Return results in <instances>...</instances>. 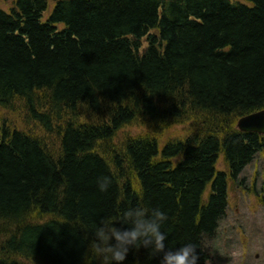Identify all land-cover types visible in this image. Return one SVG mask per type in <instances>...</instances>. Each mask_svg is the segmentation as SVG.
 I'll use <instances>...</instances> for the list:
<instances>
[{
  "label": "trees",
  "instance_id": "trees-1",
  "mask_svg": "<svg viewBox=\"0 0 264 264\" xmlns=\"http://www.w3.org/2000/svg\"><path fill=\"white\" fill-rule=\"evenodd\" d=\"M0 109V264H83L84 228L131 207L164 210L166 247L196 243L203 264L231 184L264 150L236 127L264 109V0H14ZM159 261L140 247L120 264Z\"/></svg>",
  "mask_w": 264,
  "mask_h": 264
},
{
  "label": "rangeland",
  "instance_id": "rangeland-1",
  "mask_svg": "<svg viewBox=\"0 0 264 264\" xmlns=\"http://www.w3.org/2000/svg\"><path fill=\"white\" fill-rule=\"evenodd\" d=\"M13 1L0 0V8L6 10ZM23 111L16 107L10 110L9 114L21 117ZM5 113V109H0V115L3 116ZM25 122L22 121V124ZM191 126L190 124L171 127L164 133V137L185 135L183 131L189 130ZM39 128L34 127L32 130L37 131ZM139 131L138 124H134L130 128H124L119 136ZM49 137L58 142L55 135ZM58 144L59 142L57 146ZM221 167H226L224 159ZM241 178L237 183L233 182L229 188V206L227 213L220 216L217 233L213 235V239L207 238L205 241L206 259L203 264H264V200L258 189L259 182L264 178V150L258 153Z\"/></svg>",
  "mask_w": 264,
  "mask_h": 264
},
{
  "label": "clouds",
  "instance_id": "clouds-1",
  "mask_svg": "<svg viewBox=\"0 0 264 264\" xmlns=\"http://www.w3.org/2000/svg\"><path fill=\"white\" fill-rule=\"evenodd\" d=\"M109 183L110 178L103 177L99 181L100 189L107 190ZM166 220L167 213L161 208L131 207L115 219L100 217L91 230L80 225L89 238L88 248L82 254L83 264H120L133 248L140 247L148 249L149 258L159 255V264H199L196 243L166 247L168 233L163 230Z\"/></svg>",
  "mask_w": 264,
  "mask_h": 264
},
{
  "label": "water",
  "instance_id": "water-1",
  "mask_svg": "<svg viewBox=\"0 0 264 264\" xmlns=\"http://www.w3.org/2000/svg\"><path fill=\"white\" fill-rule=\"evenodd\" d=\"M238 129L242 132L264 134V111L247 115L238 121Z\"/></svg>",
  "mask_w": 264,
  "mask_h": 264
},
{
  "label": "bare ground",
  "instance_id": "bare-ground-1",
  "mask_svg": "<svg viewBox=\"0 0 264 264\" xmlns=\"http://www.w3.org/2000/svg\"><path fill=\"white\" fill-rule=\"evenodd\" d=\"M61 27V26H60ZM26 37L27 36H24V38L26 39ZM91 119L90 120H92V122H94L95 124H97L98 122V120H96V119H98V118H94V117H90ZM75 120H77V119H75ZM100 121V120H99ZM16 130H18V131H20V132H25V130L23 129V127L21 128V127H16L15 128ZM100 151H102V150H100ZM103 152V151H102ZM110 155H111V153L109 152V155H108V153H102V156H103V158H108V156L110 157ZM204 247H205V245H204ZM205 250H206V247H205Z\"/></svg>",
  "mask_w": 264,
  "mask_h": 264
}]
</instances>
